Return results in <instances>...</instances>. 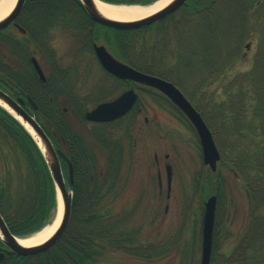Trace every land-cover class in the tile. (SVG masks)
<instances>
[{
	"label": "rangeland",
	"instance_id": "374dc122",
	"mask_svg": "<svg viewBox=\"0 0 264 264\" xmlns=\"http://www.w3.org/2000/svg\"><path fill=\"white\" fill-rule=\"evenodd\" d=\"M237 1L239 4H233L235 8L231 10L227 25L241 26L247 36L241 41L239 58L225 74L217 75L216 59L208 63L209 59L204 55H195L197 39L193 36L191 41L188 19L184 22V17H189L187 10L137 33L119 34L107 29L97 32L101 37L96 42L105 45L115 57L121 59L124 56L136 65L149 66L154 73L177 82L195 107L205 110L216 128L214 137L221 154L215 172L204 164L194 127L156 90L142 89L138 102L141 112L136 108L115 123L101 128L82 119L77 112L84 115L94 108L98 103L96 99L102 95L98 89L92 90L101 77L99 63L94 56L90 58L92 52L85 49V40L79 34L80 20L69 19L50 29L48 47H52L62 66L72 70L71 83L86 100L83 110L73 111L66 100L61 107L68 108L63 109L68 120L86 137L99 160L100 169H105V208L109 217L114 216L111 219L117 218L122 224L119 233L126 232L134 239L132 250L136 251L135 255L110 247L96 264H200L204 207L212 195L218 196V204L211 264L217 261L229 264L234 251L242 245L251 209L246 189L251 168L243 169L241 174V170L230 167V162L242 153L239 148H245L253 156L261 147L260 134L248 130L252 112L249 90L246 89L243 103L247 107L246 127L236 131L229 124L221 126L217 117L219 104L228 97L223 85L236 75L239 78L249 72L264 46V0L259 3L261 8L255 0ZM200 22L203 24V17ZM7 32L14 33L19 39L26 38L17 29L11 28ZM31 49L39 62H46L42 50L33 43ZM108 86L105 98L112 99L121 93V90H115L116 84L112 81ZM35 116L48 126L50 133H54L52 126L40 119L39 114ZM96 132L103 138L99 144L94 140ZM167 165L173 169L170 190ZM70 194L73 196V192ZM58 202L57 217L45 228L57 221L61 205L63 217L64 204L60 195Z\"/></svg>",
	"mask_w": 264,
	"mask_h": 264
},
{
	"label": "trees",
	"instance_id": "16d2710c",
	"mask_svg": "<svg viewBox=\"0 0 264 264\" xmlns=\"http://www.w3.org/2000/svg\"><path fill=\"white\" fill-rule=\"evenodd\" d=\"M106 1L147 4L156 0ZM224 1L228 2V6L225 7L222 0H189L184 9L189 12L184 22L188 19L191 41L193 36L197 39L195 55H204L209 59L208 63L216 59L217 75L225 74L228 67L239 58L241 41L247 36L241 26L235 27L232 23L227 25L231 10L235 8L233 4L239 2ZM255 1L259 7L261 0ZM202 17L203 24L199 23ZM69 19L80 20L81 25L92 22L77 0H27L19 23L31 35L19 39L7 31L0 32V75L6 77L10 73L7 69L10 64L15 68L14 76L28 74L27 67H31L30 58L34 54L32 43L40 46L41 41L48 47L50 29ZM98 30L93 29L94 35H98ZM42 34L44 37L41 38ZM51 55L52 58L55 56L52 52ZM138 66L150 73L155 72L149 66ZM240 79L242 82H239ZM62 81L65 82V78ZM223 87L228 97L219 104L217 118L220 125L229 124L236 131L245 126L247 107L243 103L249 90L252 112L248 130H256L262 139L260 149L253 156L247 153L243 145L237 144L244 149L239 148L242 153L230 162V167L241 170V174L243 169L251 168L246 184L251 209L242 245L234 251L229 264H264V204L261 203H264V46L253 68L239 78L236 75ZM48 98L45 96L43 101L39 100L40 110L34 114H39L40 119L52 126L54 133H50L48 126L43 123L55 148L61 150L67 158L62 161L63 170L67 185L74 195L70 222L53 248L32 257H17L8 253L0 264H96L98 258L110 247L135 255L136 251L132 250L134 239L126 235V232L119 233L122 224L117 222V218L111 219L114 216L109 217L105 208V169H100L99 160L89 141L75 130L63 110L47 108ZM197 109L215 135L216 128L205 110L200 106ZM176 112L182 114L179 110ZM77 114L84 119L82 112ZM97 126L102 128L105 125ZM99 133L96 132L94 136L98 144L103 141ZM70 164L73 166V183L70 182ZM57 208L56 187L39 146L25 127L0 106V213L10 231L18 237L38 232L54 221ZM3 248L0 237V251ZM220 263L217 261L216 264Z\"/></svg>",
	"mask_w": 264,
	"mask_h": 264
},
{
	"label": "water",
	"instance_id": "95a60500",
	"mask_svg": "<svg viewBox=\"0 0 264 264\" xmlns=\"http://www.w3.org/2000/svg\"><path fill=\"white\" fill-rule=\"evenodd\" d=\"M84 9L95 22L118 30H135L152 25L172 13L176 12L186 4L188 0H172L161 10L156 13L144 17L136 21H117L109 19L104 16L96 6L95 0H80ZM26 0H17L12 11L0 21V31L6 29L9 25L17 20L22 13ZM105 3V2H104ZM97 56L105 68L112 74L121 79L133 80L146 86L154 87L165 93L188 117L199 136L200 143L203 150L204 164L209 166L212 171L217 170L219 161L221 160L220 152L215 143L212 132L203 120L202 116L192 106L190 101L182 94V92L172 83L159 79L155 76L144 74L132 67L117 61L104 46L95 47ZM36 69L41 77L44 79L43 73L37 63L33 60ZM137 95L133 91H127L116 100L101 104L94 110L86 113V119L91 122H111L126 115L135 105ZM23 100H14L4 91L0 90V106L5 108L12 114L32 135L33 139L39 146L47 166L49 168L51 177L55 184L58 196L60 195L64 204V213L61 222L53 233V235L44 243L25 247L19 242V238L12 234L3 216L0 213V237L2 243L6 247V252L9 251L16 256H35L44 253L50 248L54 247L68 228L71 211H72V195L67 186L65 176L62 170L61 158L65 159V155L54 148V145L47 135L42 125L37 119L31 115L22 106ZM33 103V102H32ZM37 106H35L36 108ZM169 183L171 182L172 172L171 167H167ZM70 181L73 183V169L70 171ZM218 198L216 195L211 196L205 202V211L202 222V258L201 264H211L213 233L216 219ZM5 258V252L0 253V262Z\"/></svg>",
	"mask_w": 264,
	"mask_h": 264
},
{
	"label": "flooded vegetation",
	"instance_id": "af4514ba",
	"mask_svg": "<svg viewBox=\"0 0 264 264\" xmlns=\"http://www.w3.org/2000/svg\"><path fill=\"white\" fill-rule=\"evenodd\" d=\"M20 17L16 20L15 23L11 24L7 30H10L11 28L17 29V24L19 23ZM93 23L85 24L80 27V35L81 38L85 40V49L86 51H91L92 58L93 56L97 59L100 69H101V77H99V81L96 85L93 86L92 90H99L101 91V96L96 99L98 100V104H105V102H109L113 99H107L105 98V92L109 89V81H112L113 84H116L115 90H121V93L125 90L134 89L139 94L140 99V93L142 90V87L133 81L129 80H121L115 76H112L107 71H105V68L100 64L98 57L96 56L95 52V35L93 31ZM98 26V25H97ZM19 31V30H18ZM29 32L26 30V32H23L24 36L26 38L29 37ZM14 34V33H12ZM77 35V34H76ZM44 37V34L41 35V38ZM41 44L40 46H36L38 50H42V56L45 59L46 62L41 63L37 59L41 70L43 72L44 79L41 77L39 72L37 71L34 63L32 62L33 57H31V67L28 66L27 70L29 71L26 75H20V76H14L15 75V68L13 64H10L7 69L10 71V73H7L6 77H2L0 75V89L4 92H6L8 95H10L13 99L23 100L22 106L28 110L32 111V105L30 104L29 98H32V100L37 104L38 110H40L39 100H44L43 97L45 96L49 97L47 99V108L49 110L56 109V108H62V102L68 101V105L71 107L73 111L76 109L83 110L85 99H82V94L80 95L75 90V85H72V70L66 69L64 66L61 65L59 59H57L54 50L52 47H46L42 44L41 41H39ZM51 52L54 53V57L52 58ZM90 53V52H89ZM48 54V55H46ZM87 59V58H86ZM121 60L127 62L131 65V61L128 58L121 57ZM134 66V65H133ZM136 67V66H134ZM71 73V74H70ZM75 73V72H73ZM158 76V75H157ZM70 77V78H69ZM161 77V76H159ZM62 78H65V82L62 81ZM163 78V77H162ZM178 86V84L176 83ZM81 93V92H80ZM84 95V94H83ZM34 96V97H33ZM115 99V98H114ZM139 101V100H138ZM84 104V105H83ZM62 109H68L62 108ZM141 108H137V111L141 112Z\"/></svg>",
	"mask_w": 264,
	"mask_h": 264
},
{
	"label": "bare ground",
	"instance_id": "6f19581e",
	"mask_svg": "<svg viewBox=\"0 0 264 264\" xmlns=\"http://www.w3.org/2000/svg\"><path fill=\"white\" fill-rule=\"evenodd\" d=\"M17 0H1L0 1V21L4 19L14 8ZM172 0H158L149 6H125L112 5L99 0H95L99 11L106 17L117 21H136L144 17H148L157 11L164 8ZM62 217L61 211L57 221L53 226H49L40 232L24 239H19V242L25 247H33L44 243L48 240L58 228Z\"/></svg>",
	"mask_w": 264,
	"mask_h": 264
}]
</instances>
